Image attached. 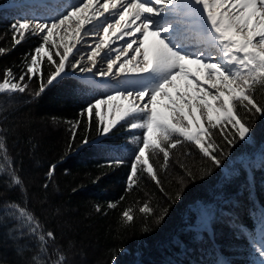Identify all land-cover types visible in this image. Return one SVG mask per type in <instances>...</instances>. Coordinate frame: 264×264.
I'll use <instances>...</instances> for the list:
<instances>
[{
    "label": "trees",
    "instance_id": "1",
    "mask_svg": "<svg viewBox=\"0 0 264 264\" xmlns=\"http://www.w3.org/2000/svg\"><path fill=\"white\" fill-rule=\"evenodd\" d=\"M11 2L0 0V6ZM18 20L13 9H0V47L8 49L0 54V81L8 68L18 80L25 59L42 42L26 33L13 47L11 26ZM41 70L46 83L54 67L45 59ZM41 82L37 73L25 78V92L0 93V140L7 149L6 160L0 153V264H55L61 255L66 264H248L245 252L264 225V113L237 104L249 134L232 144L224 138L233 139L231 125L211 129L223 150L215 153L221 166L193 142L175 137L182 143L170 150L166 168L163 154L150 158L160 184L142 172L128 190L137 148L132 137L142 130L120 123L99 134V117L81 115L101 98L93 82L64 75L36 95ZM253 95L264 105V88L257 86ZM85 136L90 142L82 146ZM52 164L56 170L49 179ZM12 171L21 185L12 183ZM177 192L180 200L174 199ZM145 203L151 214L139 211ZM10 204L26 207L42 231L54 233L55 240L46 237L45 250L38 238L21 234L26 230L6 207ZM126 209L134 215L128 224L122 222Z\"/></svg>",
    "mask_w": 264,
    "mask_h": 264
},
{
    "label": "snow or ice",
    "instance_id": "2",
    "mask_svg": "<svg viewBox=\"0 0 264 264\" xmlns=\"http://www.w3.org/2000/svg\"><path fill=\"white\" fill-rule=\"evenodd\" d=\"M11 27L13 47L21 44L26 33L40 36L42 42L25 59L18 80L11 68L4 71L0 93L25 92L28 87L23 83L25 78L39 73L42 81L36 93L39 95L69 65L81 73H92L95 69L94 74L102 78H118L127 73L138 77L135 81L140 85L138 88L116 89L113 94L89 103L81 113L91 119L94 112L100 118L101 135L110 133L121 121L128 123L130 129L142 130V136L132 137L137 148L127 176L128 190L138 183L142 172L160 184L150 158L163 154L162 167L166 168L170 150L182 143L175 137L193 142L213 165L221 166L215 153L222 154L223 150L212 140L211 129L231 125L233 139H228L227 134L224 138L232 144L236 136L244 140L249 134V128L235 111L237 104L248 111L264 113V105L258 104L253 95L257 86L264 88V0H77L50 22L22 19ZM85 36H91L92 43L85 54L89 63L81 66L85 56L76 59L80 52L77 46L84 43ZM116 41L123 42L119 48L115 47ZM190 44L198 47L189 50ZM7 51L0 47V54ZM98 58L106 60V70L98 68ZM45 59L54 67L46 83L41 70ZM193 64L198 66L196 72L203 74L204 80L190 71L188 66ZM181 80L183 89L177 83ZM117 100L127 101V106L113 104ZM102 105L116 110V118L107 124L100 112ZM76 127L72 123V141L77 135ZM89 142L85 136L81 145ZM0 153L6 160L7 149L2 140ZM55 170L56 164L49 166L46 173L49 179ZM11 181L17 186L22 183L15 171L11 172ZM174 199L180 200L181 193L177 192ZM6 207L12 209L13 217L26 230L21 234L38 238L41 250H45L46 237L55 240L53 232L41 230L42 225L26 207L19 204ZM96 210L99 212L100 208ZM139 211L151 214L152 208L145 203ZM165 215L167 209L159 219ZM133 221L132 209L124 210L122 222ZM257 251L264 257V245ZM55 264H66L65 257L59 256Z\"/></svg>",
    "mask_w": 264,
    "mask_h": 264
},
{
    "label": "rangeland",
    "instance_id": "3",
    "mask_svg": "<svg viewBox=\"0 0 264 264\" xmlns=\"http://www.w3.org/2000/svg\"><path fill=\"white\" fill-rule=\"evenodd\" d=\"M24 1H27V0H17L15 3L10 4L12 9L14 8L13 10H14L15 14L17 13L18 15L21 16V20L22 19H30V20H35V21H39V22H50L52 17L55 15H58L62 11V9L64 8V4H61V3L57 2V1H53V0H39L38 1V4L43 5V8H46V9L50 8V11H47L46 9L44 10L42 8H39L38 6H35V5L34 6L33 5L25 6V4H23ZM70 1L73 2L76 0H70ZM38 37H40V36H38ZM84 40H85V43H82V44L77 46V48L80 49V52L77 54L76 59H79L80 55L85 56L84 61L81 62V66H85L87 63H89L87 61V56L85 54L88 51L86 49H89V45L92 43V37L91 36H85ZM75 50L76 49H74L73 51L76 52ZM69 60H72V57H69ZM99 67L106 70V60H102ZM129 67H132V65H129ZM188 67H189L190 71H192L194 74L200 75L201 80H204L203 74L196 72V69L198 67L197 65L193 64V65H189ZM94 73H95L94 71L92 73H81V72H79L78 68L74 69L69 65L66 67L65 73L62 74V76H64V75L65 76H75L77 78H82V79L88 78V81L95 82V83L99 84V86L101 88V95L103 96L102 98L106 97L107 95L113 94V92L116 89L132 90V89L138 88L140 86L139 84H137L135 82L138 79V77L133 73L124 74L120 78H117L114 76L102 78V77L95 75ZM177 83L180 85L181 89H183V83L184 82L181 80V81H178ZM113 104L126 107L127 101L117 100V101H114ZM100 112L104 118V124H107V122L109 120L116 118V110L114 108L110 107L109 105H102L100 108ZM99 120H100V118H99ZM120 123L126 124V122H124V121H121ZM135 130H140V129H135ZM262 230L264 231V225L262 227ZM262 245H264V240L259 243L258 248H260ZM257 253H256L255 249H252L251 251H248L247 253L245 252L244 258L248 262V264H264V259L262 257H260Z\"/></svg>",
    "mask_w": 264,
    "mask_h": 264
},
{
    "label": "bare ground",
    "instance_id": "4",
    "mask_svg": "<svg viewBox=\"0 0 264 264\" xmlns=\"http://www.w3.org/2000/svg\"><path fill=\"white\" fill-rule=\"evenodd\" d=\"M38 1L39 0H27V1H24V3L23 4H25V6H31V5H35V6H38L39 8H42V9H46V8H43V5H41V4H38ZM53 1H57V2H59V3H61V4H64V8L62 9V12H64L65 10H66V8H67V6L68 5H70V4H76L77 3V0L76 1H73V2H71L70 0H53ZM101 2H102V0H101ZM46 5V4H45ZM37 7V8H38ZM47 11H50V8L49 9H46ZM39 11V10H38ZM61 12V13H62ZM49 14V13H48ZM107 15V14H106ZM101 23H103V20H101ZM125 39H128L127 37L125 38ZM84 43H85V40H84ZM123 42L122 41H116V44H115V47H117V48H119L120 47V45L122 44ZM134 47H135V45H134ZM86 50H89V49H86ZM76 51V50H75ZM101 62H102V60H100L99 58H98V61H97V66H98V68H101V67H99L100 66V64H101ZM96 70L94 69V72H95Z\"/></svg>",
    "mask_w": 264,
    "mask_h": 264
}]
</instances>
